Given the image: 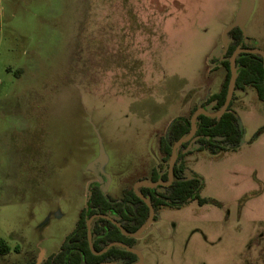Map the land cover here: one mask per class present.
<instances>
[{"label": "rangeland", "instance_id": "1", "mask_svg": "<svg viewBox=\"0 0 264 264\" xmlns=\"http://www.w3.org/2000/svg\"><path fill=\"white\" fill-rule=\"evenodd\" d=\"M251 1L244 43L264 50V0ZM240 4L0 0V241L11 248L0 264L57 252L96 168L115 199L167 170L159 138L219 91ZM232 98L242 143L217 154L195 143L183 158L200 197L221 205L162 206L135 243L142 264H264V102L248 86Z\"/></svg>", "mask_w": 264, "mask_h": 264}, {"label": "trees", "instance_id": "2", "mask_svg": "<svg viewBox=\"0 0 264 264\" xmlns=\"http://www.w3.org/2000/svg\"><path fill=\"white\" fill-rule=\"evenodd\" d=\"M228 47L225 59L220 64L225 68V76L219 91L211 94L201 105L207 107L212 101L215 102L214 110L219 109L222 105L230 76L228 57L239 46H248L244 43L242 31L239 27H234L228 32ZM235 64L237 67V77L235 88L242 89L251 87L254 89L258 99L264 102V69L262 58L258 54L240 53L236 56ZM232 100L230 101L227 111L218 118H209L204 115L197 117L196 135H204L197 140L199 149H206L211 154H217L221 150L237 147L242 135V128L237 118L231 110ZM194 106L191 113L196 109ZM190 115L188 117L175 118L168 126L164 135L159 138V153L163 161H168L173 143L188 133L190 129ZM258 134L256 131L253 139ZM186 146L182 144L178 149L177 160L174 165L173 181L168 187H157L150 190L147 187H140L139 191L146 196L153 205L156 220L157 211L163 207H179L188 202L187 199H197L199 204L212 203L220 206L221 203L214 199L200 197V180L201 177L190 171L185 175V163L183 158L189 154H181L180 151ZM98 174L100 173L96 168ZM100 176V175H99ZM149 179L152 181L162 179L166 180V171L158 173L152 169ZM103 182H92V193L88 203V208L81 209L78 220L72 232L63 240L57 252L49 254L40 264H95L103 261L117 263H131L137 260V256L120 247H111L101 255H94L88 246L86 237V215L90 216L95 213H109L114 217L127 232L135 231L147 218L148 208L145 203L135 195L132 188H126L121 191L119 198H111L103 192L106 186V177ZM106 181V182H105ZM164 188V192L160 189ZM92 241L95 250H101L106 244L112 241H121L132 247L138 238L126 237L120 230L102 218H96L91 224ZM10 246L4 241H0V254H6L10 251ZM36 260L27 261L24 264H35Z\"/></svg>", "mask_w": 264, "mask_h": 264}, {"label": "water", "instance_id": "3", "mask_svg": "<svg viewBox=\"0 0 264 264\" xmlns=\"http://www.w3.org/2000/svg\"><path fill=\"white\" fill-rule=\"evenodd\" d=\"M251 10H252V1L251 0H241L240 8H239V11L237 13L235 20L224 30V32L222 34V44L224 46V50L222 52V55L225 54V52L227 50L228 43H229V39L227 38V35H228V32L232 28L239 27L242 31L243 41L245 40L244 24H245V22L249 16V14L251 13ZM240 53H252V54L260 55L262 58V66L264 69V50L260 49L258 46H256V45H254L253 47L239 46L233 50V52L227 58L228 62H229L230 76H229L228 85H227V89H226V93H225V98H224L222 105L219 107V109H217L216 111H213V112L209 111L208 109H206L203 106H198L191 113L190 119H189L190 129H189L188 133L185 134L184 136L180 137L179 139H177L171 147V153H170V157L168 160L167 171H166L167 180L164 181L162 179H158V180L152 181V180L141 179L134 184V186L132 188L133 192L135 193V195L137 197H139L145 203V205L148 208V216H147L146 220L135 231L127 232L124 230L122 225L115 218L110 216L109 214L95 213V214H92L90 216L86 215V222H85L86 223V237H87L89 249L94 255H101V254L105 253L111 247H120V248H123L126 251H129V252H131L137 256V260L134 262H131V263H117V262H111V261H103V262H98L95 264H142L143 263V255L141 254V252L138 249H136L135 247H132V246H130L124 242H121V241H112V242L106 244L101 250H99V251L95 250V248L93 246V241H92V230H91L92 221L95 218H102V219H105L107 221H110L126 237L138 238L141 234H143V232L153 222L155 211H154L153 205L150 202V200L139 191V188L140 187H147L149 189H154L158 186H169L173 181L174 165H175V162L177 160L179 147L182 144L187 143L186 147L184 149H182V151H181L182 153H184L192 147L193 143L197 139L204 136V135H196L197 117L199 115H204V116L209 117V118H218L227 111L229 104H230V101H231L232 96H233V92L235 89V83H236V77H237V67L235 64V59H236V56ZM221 59H222V57H221ZM171 123H172V121L170 122V124ZM170 124H169V126H170ZM242 138H243V135H241L239 144L242 143ZM91 187H92V183H89L88 187H87V192H86V205H85L86 209L88 208V203H89L90 198H91V193H92ZM189 200H190V198L187 199V201H189ZM40 261H41V256L38 257V259L35 261V264H39Z\"/></svg>", "mask_w": 264, "mask_h": 264}, {"label": "flooded vegetation", "instance_id": "4", "mask_svg": "<svg viewBox=\"0 0 264 264\" xmlns=\"http://www.w3.org/2000/svg\"><path fill=\"white\" fill-rule=\"evenodd\" d=\"M248 46H249V45H248ZM225 54H226V52H225ZM225 54H223V55H221L219 58H217V60L219 59V63H220V61H222V60L225 59ZM221 57H222V59H221ZM213 102H214V101H212L211 103H213ZM211 103H209V105H210ZM214 104H215V102H214ZM209 105H208L207 107H205V108L208 109V110H209ZM200 106H202V105L200 104ZM240 138H241V137H240ZM197 140H198V139H197ZM197 140L193 143V145H194L195 143H197ZM186 145H187V143H186ZM193 145H192V147H191L188 151L192 150ZM238 145H239V143H238ZM185 147H186V146H185ZM185 147H184V148H185ZM184 148H183V149H184ZM181 151H182V150H181ZM181 151H180L181 154H184V153H185V152L182 153ZM188 151H186V153H187ZM98 170H99V169H98ZM166 171H167V170H166ZM99 172H100V170H99ZM192 172H193V171H192ZM184 173H185V175H187V173H186V168H185ZM189 174H190V172H189ZM189 174H188V175H189ZM99 175H100V176H99ZM188 175H187V176H188ZM105 177H106V176H105L104 174H102L101 172L98 174V172H97V170H96V178H95L94 181H91L90 183H92V182H96V183H100V182H101V183H102V182H103L102 179L105 178ZM97 178L100 179V180H99V181L96 180ZM106 179H107V177H106ZM148 179H149V178H148ZM149 180H150V179H149ZM166 180H167V179H166ZM166 180H164V181H166ZM105 182H106V181H105ZM107 182H108V181H107ZM107 182H106V186H107ZM170 185H171V184H170ZM106 186H105V188H106ZM158 187H160V186H158ZM162 187H168V186H162ZM105 188H103V192H104V189H105ZM156 188H157V187H156ZM156 188H154V189H156ZM154 189H150V190H154ZM161 189H164V188H161ZM160 191H161V190H160ZM164 191H165V190H164ZM164 191H161V192H164ZM105 194H106V193H105ZM189 201H190V200H189ZM104 214H109V213H104ZM109 215H110V214H109ZM154 215H155V214H154ZM110 216H111V215H110ZM113 218H114V217H113ZM95 219H96V218H95ZM93 220H94V219H93ZM154 221H156V220L153 219V222H154ZM153 222H152V223H153Z\"/></svg>", "mask_w": 264, "mask_h": 264}, {"label": "crops", "instance_id": "5", "mask_svg": "<svg viewBox=\"0 0 264 264\" xmlns=\"http://www.w3.org/2000/svg\"><path fill=\"white\" fill-rule=\"evenodd\" d=\"M253 11V10H252ZM252 11H251V13H252ZM251 13L249 14V16H248V18H247V20H246V22L248 21V19H249V17H250V15H251ZM245 22V23H246ZM245 25V24H244ZM245 31V30H244ZM247 34L245 33V37H247V38H249V39H254L253 37H249V36H246ZM257 45H258V42H257ZM157 171H158V173H163V172H161L159 169H157ZM102 174H104L106 177H107V186L106 187H109V185H110V178L108 177V175L107 174H105L104 173V171L101 169V171H100ZM145 180H149L148 178H145ZM106 189V188H105ZM108 189V188H107Z\"/></svg>", "mask_w": 264, "mask_h": 264}]
</instances>
